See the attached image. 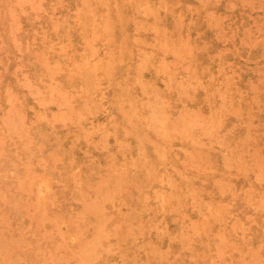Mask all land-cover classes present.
I'll use <instances>...</instances> for the list:
<instances>
[{
  "label": "rangeland",
  "instance_id": "374dc122",
  "mask_svg": "<svg viewBox=\"0 0 264 264\" xmlns=\"http://www.w3.org/2000/svg\"><path fill=\"white\" fill-rule=\"evenodd\" d=\"M0 264H264V0H0Z\"/></svg>",
  "mask_w": 264,
  "mask_h": 264
}]
</instances>
